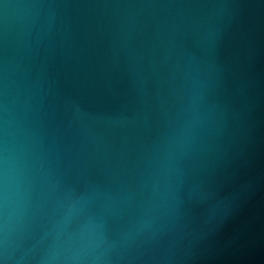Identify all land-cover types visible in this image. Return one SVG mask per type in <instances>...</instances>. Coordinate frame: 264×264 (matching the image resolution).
<instances>
[{"label": "water", "instance_id": "obj_1", "mask_svg": "<svg viewBox=\"0 0 264 264\" xmlns=\"http://www.w3.org/2000/svg\"><path fill=\"white\" fill-rule=\"evenodd\" d=\"M0 264H264V0H0Z\"/></svg>", "mask_w": 264, "mask_h": 264}]
</instances>
